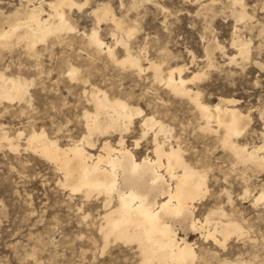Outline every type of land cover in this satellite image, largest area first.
<instances>
[{
    "label": "rangeland",
    "instance_id": "obj_1",
    "mask_svg": "<svg viewBox=\"0 0 264 264\" xmlns=\"http://www.w3.org/2000/svg\"><path fill=\"white\" fill-rule=\"evenodd\" d=\"M240 1L249 12L248 20L238 21L243 8L234 0H88L69 11L76 30L50 37L38 46L37 53H29L21 40L12 47H0V71L35 80L30 104L0 103V127L10 132L31 125L43 127L51 136L63 137L65 143L68 136L79 138L84 133V90L90 89L89 84L128 99L169 124L192 163L211 169L197 216L204 219L210 209L224 207L244 226L245 235L233 236L225 250L207 244L200 234H192L190 239L197 243L199 253L208 251L199 264H264V200L253 203L264 191V167L239 162L218 137L202 131L193 105L156 82L151 70L139 76L90 47L86 38L97 28L92 11L102 4L111 6L125 26L135 29L129 46L142 57L145 67L149 60L162 64L165 70L184 65L186 77L204 72L199 81L190 84L199 88L203 101L239 100L237 107L250 121L237 140L252 148L264 141V0ZM26 5L25 0H0V25L6 26L7 16L23 18L16 13ZM99 25L100 37L118 58L124 57V46L115 41L121 34L114 24L103 20ZM234 31L251 40L248 60L237 57L231 62L237 52ZM210 43L222 47L214 50L212 65L206 52ZM69 63L81 69L83 81L69 79ZM141 133L137 120L126 143L131 146ZM141 145L138 157L151 147L147 142ZM56 182L57 176L45 160L30 151L17 154L0 145V264H135L136 258L121 245L104 254L93 250V243L87 242V205L80 209L77 195L69 199ZM245 188L250 190L244 198Z\"/></svg>",
    "mask_w": 264,
    "mask_h": 264
},
{
    "label": "bare ground",
    "instance_id": "obj_2",
    "mask_svg": "<svg viewBox=\"0 0 264 264\" xmlns=\"http://www.w3.org/2000/svg\"><path fill=\"white\" fill-rule=\"evenodd\" d=\"M87 1L25 0L26 7L16 13L23 14V18L7 16L6 26L0 25V47H12L21 40L29 53H37L38 46L47 43L50 37L76 30L69 11L81 8ZM234 2H241L243 8L237 14L238 21L251 18L243 1ZM92 13L97 28L86 35L90 47L139 76L151 70L156 82L172 94L187 98L193 105L202 131L218 137L239 162L264 167V141L250 148L237 140L250 121V116L237 107L238 99L222 98L213 104L203 101L199 88L193 89L190 84L199 81L205 73L195 72L186 77L184 65L168 66L165 70L162 64L146 58L149 66L145 67L142 57L129 46L135 29L125 26L107 4L96 7ZM103 20L111 21L114 30L120 32L115 41L124 46V57L118 58L114 48L100 37L98 25ZM235 32L233 46L237 52L231 62L237 57L248 60L251 40ZM216 48L222 49L218 43H210L206 49L210 65ZM67 69L72 82L83 81L81 69L73 65ZM88 83L89 80L87 86ZM34 84V78L0 71V103L30 104ZM89 86V90H84L87 110L83 113L85 130L81 137L68 136L64 143L63 137L51 136L43 127L31 125L30 129L20 128L14 132L0 127V145H5L12 153L30 151L45 160L54 170L57 186L63 193L69 199L77 195L80 209L87 205V215H84L87 242L93 243V250L104 254L121 245L136 258L135 264H199L208 251L201 249L199 253L197 243L190 239L192 234H200L207 244L222 250L233 236L245 235L242 223L224 207L210 209L204 219L197 216V204L208 191L211 169L200 168L186 157L181 141L173 135L169 124L155 114L145 113L126 98L111 95L94 84ZM137 120L141 122L142 133L130 146L126 136L133 132ZM142 142L151 147H146L145 155L138 157ZM249 190L245 188L242 197L245 198ZM227 194L231 204L229 191ZM261 200H264V191L255 196L254 205ZM224 264H228L227 261Z\"/></svg>",
    "mask_w": 264,
    "mask_h": 264
}]
</instances>
